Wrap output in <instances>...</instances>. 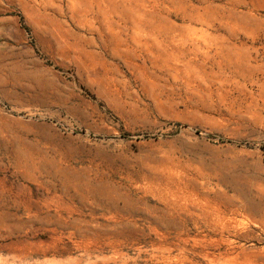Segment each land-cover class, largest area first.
Wrapping results in <instances>:
<instances>
[{
	"label": "rangeland",
	"instance_id": "374dc122",
	"mask_svg": "<svg viewBox=\"0 0 264 264\" xmlns=\"http://www.w3.org/2000/svg\"><path fill=\"white\" fill-rule=\"evenodd\" d=\"M0 264H264V0H0Z\"/></svg>",
	"mask_w": 264,
	"mask_h": 264
}]
</instances>
